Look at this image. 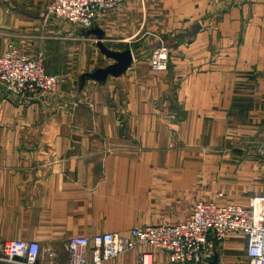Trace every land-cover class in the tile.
Returning <instances> with one entry per match:
<instances>
[{
	"label": "crops",
	"instance_id": "0c3cea01",
	"mask_svg": "<svg viewBox=\"0 0 264 264\" xmlns=\"http://www.w3.org/2000/svg\"><path fill=\"white\" fill-rule=\"evenodd\" d=\"M51 2L0 0V55L39 59L62 78L55 92L28 99L0 84V240L38 241L39 264H56L42 241L175 225L198 201L248 206L264 193L263 161L238 167L249 178L217 180L231 170L222 161L232 156L225 142L233 128L263 136L264 0H127L87 33L48 15ZM196 25L195 36L184 35ZM161 41L169 68L154 73L146 57ZM120 192L133 201L127 207L148 212H109ZM39 207L76 210L60 224L22 211ZM72 223L80 226L63 230ZM246 246L236 233L216 244L215 256L237 264ZM143 255L147 264H171L146 246L104 264H142Z\"/></svg>",
	"mask_w": 264,
	"mask_h": 264
},
{
	"label": "built area",
	"instance_id": "2783aa9c",
	"mask_svg": "<svg viewBox=\"0 0 264 264\" xmlns=\"http://www.w3.org/2000/svg\"><path fill=\"white\" fill-rule=\"evenodd\" d=\"M125 1L52 0L48 10L53 17L90 29L102 13ZM168 57L167 47L157 49L150 60L153 70H166ZM0 82L25 98L54 91L58 78L45 72L41 60L10 50L0 55ZM236 233L246 238L247 263L264 264V193L252 197L248 206L197 202L190 216L177 225L135 227L126 235L103 232L92 238L70 237L65 243L66 264H104L140 246L164 251L171 264H203L215 257L216 244ZM49 255L56 256L51 251ZM41 256L38 241L0 240V264H39ZM146 256L141 257L142 264H147Z\"/></svg>",
	"mask_w": 264,
	"mask_h": 264
},
{
	"label": "rangeland",
	"instance_id": "374dc122",
	"mask_svg": "<svg viewBox=\"0 0 264 264\" xmlns=\"http://www.w3.org/2000/svg\"><path fill=\"white\" fill-rule=\"evenodd\" d=\"M201 1H205V2L209 3L210 5L216 6L217 4L221 3L223 0L222 1L201 0ZM117 8H119V7H117ZM104 13H102L99 16L98 20L101 18V16ZM48 15L52 16L50 14L49 10H48ZM76 26H78V25H76ZM92 28L85 30V28H82V27L79 26L78 33H81V32L82 33H85V32L87 33V31H91ZM160 43L161 44L158 47H156L148 57H146V60H147V62L149 64V66H150V69L154 73L167 72L168 71V68H169L170 49H169V47L167 45L162 44L163 43L162 41ZM162 46L167 47L168 50H169V57L167 58V67L168 68L166 70H164V71H155L152 68V64H151L150 60L153 58L156 50L159 49V48H161ZM36 60H39V59H36ZM57 78H58V82H57V85H56L54 91L46 92V93H40V94L38 93L36 95L48 94V93L55 92L57 90V88L59 87L58 85L61 83V80H62L61 77L59 78L57 76ZM0 84L4 85L1 82H0ZM4 86L8 90H10L8 88V86H6V85H4ZM10 91H12V90H10ZM36 95H34V96H36ZM18 97H20V96H18ZM30 97H33V96H30ZM30 97H25L24 99H28ZM20 98H22V97H20ZM232 130L234 132H231L232 135H230V138H228L226 140V142H225L226 146L229 147V148H231L232 156H230L229 159H226V160H223L222 161V163L223 164H227L228 169L231 168V170L229 172H227V173L224 172L226 174L225 176H219V178H217L218 181H220V180H226V181H230V182H238L240 180V178H241V180H243L242 179L243 178L242 176H245V175L248 176V178H249L250 177V174H249L250 171H248L246 174L242 171V173L240 172V176H238V172H237L238 171V167H240V165L243 164L244 162H258V161H263L264 162V152L261 151V149L264 146V132H263V136H261L259 133L255 134V135H250L249 136L248 135L249 134V131H248L247 134H246L247 137L245 138V136H243V135L241 137L238 136V131H242V129H240V128L237 127V128H233ZM251 132H253V131H251ZM233 153H236V154H239L240 153V155L237 158H234V156H233L234 154ZM218 162L219 161H203V160L198 161V163H200L201 165H204L205 163H207V166L206 167H212V165H217ZM235 165L237 167H235ZM234 168H235V170H233ZM210 169L205 170V172L206 171H210ZM221 173H223V172H221ZM208 177H209V175L206 177L205 181L207 180ZM261 177H262L261 180L263 179V181H264V172H263V176L261 175ZM203 180H204V178L200 176V180H199L200 181V185H199V187L200 188H203V190H204V186H205L204 182L205 181H203ZM262 191L263 190H260L256 194H259ZM199 193H200V196L199 197H201V196L206 197L207 196V190H204V192H203L202 189H200ZM186 194L187 193L184 191V198L187 197ZM230 195H228V196H230ZM236 195L237 194H235V196ZM118 196H120L119 199L112 200L111 202H113V203H116L117 202L120 206L118 208H113V209H110L109 208V212L110 211H114V210H119L120 213L128 214L130 216H132V214H134V212L136 214V213H140L142 210L148 212V209H145V208H140V207H134V208L133 207H127V204L128 203H133L132 200H130V199L127 198V196H128V193L127 192H125V193L124 192H120L118 194ZM139 202L141 203V201H139ZM198 202H200V201H198ZM136 203H138V202L136 201ZM191 209H193V208H191ZM74 210H76V209L75 208H64V207H39V208H33V209H22V211L25 214L33 213L32 214L33 217L36 218V221H40V223H41V221H44V222H46V221H52V222H55V223H59V222L62 223V221L65 219V217L71 215V212H74ZM102 210L104 212L105 209L102 208ZM17 216L18 217L22 216V213L21 212H18V215ZM175 225H177V224H175ZM78 226H80V225H78V224L76 225L74 223H72V224H63L62 225V228H63V230H66V229L75 230ZM124 226L125 227H131V226H134V225L127 224V225H124ZM66 241L67 240H65V239L64 240L62 239V240H44V241H42V242H44L46 244V247H51L52 248V249L49 248L47 250H49L51 252H54L56 254V256H54V257L51 258L52 259L51 260V263L52 262H55L57 264V261L61 262V257L63 255L64 256L65 255L67 256V252L65 250V243H66ZM49 251H47L48 254H49ZM238 260L240 262L238 261L237 264H248L246 260H241L240 258ZM226 263H230V262L229 261H226Z\"/></svg>",
	"mask_w": 264,
	"mask_h": 264
},
{
	"label": "water",
	"instance_id": "95a60500",
	"mask_svg": "<svg viewBox=\"0 0 264 264\" xmlns=\"http://www.w3.org/2000/svg\"><path fill=\"white\" fill-rule=\"evenodd\" d=\"M200 29H201L200 25H196L194 31H192L191 33L184 34V35L188 36V37H193L200 31ZM121 60L124 64V66H127L128 63L132 60V55L128 54L127 56H125ZM210 264H220L218 256H215L213 261Z\"/></svg>",
	"mask_w": 264,
	"mask_h": 264
},
{
	"label": "bare ground",
	"instance_id": "6f19581e",
	"mask_svg": "<svg viewBox=\"0 0 264 264\" xmlns=\"http://www.w3.org/2000/svg\"><path fill=\"white\" fill-rule=\"evenodd\" d=\"M86 30V29H85Z\"/></svg>",
	"mask_w": 264,
	"mask_h": 264
}]
</instances>
